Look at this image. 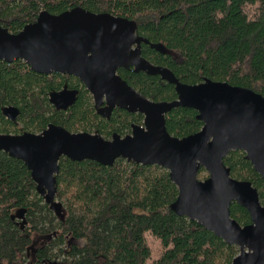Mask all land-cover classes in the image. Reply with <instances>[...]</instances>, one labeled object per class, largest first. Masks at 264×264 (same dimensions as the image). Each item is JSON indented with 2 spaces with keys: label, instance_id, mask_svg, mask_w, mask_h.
<instances>
[{
  "label": "trees",
  "instance_id": "trees-1",
  "mask_svg": "<svg viewBox=\"0 0 264 264\" xmlns=\"http://www.w3.org/2000/svg\"><path fill=\"white\" fill-rule=\"evenodd\" d=\"M75 8L133 21L147 41L142 57L168 68L183 84L209 79L264 97V0H0V25L16 34L41 12L58 15ZM117 73L153 102L177 99L174 86L159 76ZM65 85L78 90L77 100L58 111L49 95ZM8 106L19 110L16 123L3 115ZM142 123L141 114L120 108L108 119L97 114L91 95L73 76L37 74L23 61H0V134H40L52 124L110 139ZM202 126L192 109L176 108L165 116L174 137ZM223 164L232 178L250 182L264 205V179L245 153L231 151ZM55 188V199L45 202L26 166L0 152V264H231L239 254L172 211L178 191L159 166L118 159L106 167L63 157ZM230 215L241 226L251 223L236 203Z\"/></svg>",
  "mask_w": 264,
  "mask_h": 264
},
{
  "label": "water",
  "instance_id": "water-1",
  "mask_svg": "<svg viewBox=\"0 0 264 264\" xmlns=\"http://www.w3.org/2000/svg\"><path fill=\"white\" fill-rule=\"evenodd\" d=\"M146 42L133 21L82 8L58 15L41 12L16 34L0 25V61L20 60L37 74L77 78L96 109L105 104L99 111L104 117L114 108L143 116L142 125H131L130 134H113L110 139L52 124L40 134H0V152L26 166L38 195L47 203L55 199V174L63 157L106 167L118 159L159 166L177 188L171 205L177 216L195 221L228 246L237 247L239 254L231 264H264V205L252 184L232 178L223 164L231 151H242L264 179V97L209 79L183 84L168 68L142 57L141 44ZM119 69L159 76L174 86L177 99H147L118 75ZM77 96L78 90L64 86L50 93L48 100L55 110L67 111ZM176 108L194 110L203 124L201 130L184 138L170 135L165 116ZM3 115L15 122L19 110L8 106ZM201 168L208 173L204 180L198 179ZM232 203L248 212L249 225L241 226L231 217Z\"/></svg>",
  "mask_w": 264,
  "mask_h": 264
},
{
  "label": "flooded vegetation",
  "instance_id": "flooded-vegetation-1",
  "mask_svg": "<svg viewBox=\"0 0 264 264\" xmlns=\"http://www.w3.org/2000/svg\"><path fill=\"white\" fill-rule=\"evenodd\" d=\"M129 70H131V69H129ZM65 86H67V85H65ZM67 87H68V86H67ZM69 89H70V88H69ZM73 90H74V89H73ZM75 90H76V89H75ZM91 97H92V96H91ZM92 99H93V98H92ZM93 104H94V101H93ZM94 107H95V106H94ZM104 108H105V104L102 105V106H99L98 109L95 108V109H96V113L99 114V111H100V110H103ZM114 109H115V108H114ZM114 109H113V110H114ZM113 110H112V112H113ZM125 111H126V110H125ZM112 112L110 113V116H111ZM136 114H137V113H136ZM99 115L102 116V117H104V116L101 115V114H99ZM110 116H109V117H104V118H107V119H108V118H110ZM17 118H18V117H17ZM13 123H16V121L13 122ZM132 125H133V124H132ZM137 125H138V124H137ZM130 133H131V131H130Z\"/></svg>",
  "mask_w": 264,
  "mask_h": 264
},
{
  "label": "rangeland",
  "instance_id": "rangeland-1",
  "mask_svg": "<svg viewBox=\"0 0 264 264\" xmlns=\"http://www.w3.org/2000/svg\"><path fill=\"white\" fill-rule=\"evenodd\" d=\"M207 176H208V173H207L206 171H204L201 180H203V179L206 178ZM54 207H57V206L54 204Z\"/></svg>",
  "mask_w": 264,
  "mask_h": 264
}]
</instances>
